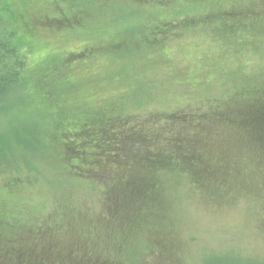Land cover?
<instances>
[{"label": "rangeland", "instance_id": "374dc122", "mask_svg": "<svg viewBox=\"0 0 264 264\" xmlns=\"http://www.w3.org/2000/svg\"><path fill=\"white\" fill-rule=\"evenodd\" d=\"M100 1L7 0L29 59L24 90H14L9 103L0 105L1 156L6 142L12 151L9 158L14 157L6 171V158L0 163V253L16 250L6 243L13 237L22 249L54 247L66 257L74 250L71 240L77 231L82 233L91 222L94 238L100 233L104 241L98 239L88 253L102 259V248L111 249L113 264H202L204 255L225 251L264 259V234L250 199L238 196L216 206L184 177H162L155 198L129 213L134 223L117 242L109 235V221H102V201L109 211L103 191L94 181L74 178L68 171L72 164L81 170L91 165L89 156L76 161L77 146L68 144L81 139L90 149L102 125L111 122L118 126L113 135L117 147L106 151L115 150L123 159L128 154V163L122 164H132L137 172L148 170L141 157L171 151L167 137L175 134L177 115L224 93L229 78L264 71V49L239 56L237 64L233 59L240 54L211 53L209 66L203 68L198 57L202 51L212 44L229 50L233 43L211 40L202 31L175 44L167 39L163 54L153 50L162 47L157 42L147 49L155 25L149 21L160 23L176 12L153 6L131 10V0ZM133 15L141 17L132 20ZM182 74L183 82L175 80ZM59 145L63 150L68 145L66 164L59 159ZM96 154L93 160L101 164L105 154ZM114 156L105 155L110 165H100L104 174L123 170L111 165ZM137 179L146 183L143 174ZM115 208L120 212V204ZM45 223L53 226L43 230L40 225ZM49 234L52 242L44 238ZM136 251L141 258L134 257Z\"/></svg>", "mask_w": 264, "mask_h": 264}, {"label": "trees", "instance_id": "16d2710c", "mask_svg": "<svg viewBox=\"0 0 264 264\" xmlns=\"http://www.w3.org/2000/svg\"><path fill=\"white\" fill-rule=\"evenodd\" d=\"M131 1L129 3L131 10L142 11L146 6H153L163 11L173 10L176 12V15L171 19L163 20L160 23L149 21L155 25L152 26L151 40L148 41L145 48L153 49L150 45L157 42L162 44V47L153 50H161L158 52L160 54H163L167 39H174L172 43L175 44L177 39L199 31H202L211 40L233 43L229 50L223 46L212 44L211 49L202 51L198 57L202 65H205L203 68L209 66L212 60V57L209 56L211 53L222 54L231 51L240 54L233 59L237 64L240 60L239 56L255 54L258 49H264V0ZM140 17L133 15L132 20H138ZM151 17L152 15L148 18ZM13 22L14 16L9 3L7 0H0V105L5 106L9 103L6 102L14 90H24L28 71L29 49L20 39L15 22ZM163 57L168 56L164 55ZM169 57L173 58V56ZM236 59L238 61H235ZM183 76V74L177 76L175 80L183 82L180 78ZM227 83H229L227 90L219 94L218 97L201 100L195 111L186 114L184 112L176 116L175 134L171 137L172 139L167 137L171 151H154L151 155L144 154L141 157V162L148 164V170L141 169L142 172L141 170L137 172L132 164L129 166L122 164L128 163L125 161L128 154L123 159L120 156L121 153L115 150L106 151L117 147L113 135H117L118 126L113 122L102 125L99 136L93 140L90 149L85 147L86 141L81 139L68 144L75 143L77 146L73 150L75 156H78L76 161L83 160L84 156H89L90 160H87L91 163L89 169L81 170L73 164L69 165L67 169L74 173V178L94 181L98 184L100 193L103 191V200L108 202L109 211L104 209V201H102L104 217L102 221L105 225L109 221V225L113 229L111 232L117 233V235H113L109 232L113 240L116 237L117 242L121 241L124 229L128 228L130 223H134L130 219L129 213L133 209L137 211L146 204L145 202L155 198V192L157 194L159 191V182H162V177L173 179L177 176L184 177L200 197H205L216 206L238 196H243L248 201L252 200L258 224L264 234V71L259 74L248 71L247 74L243 73L236 79L229 78ZM198 108L199 110H197ZM64 115L61 114L59 119H62L61 117ZM2 121L0 119V125ZM74 129L73 131L76 132V127ZM86 132H88L87 129ZM67 146L63 147L64 150L60 146L63 152L60 150L58 153L63 164H66L65 160H67ZM111 146L112 148H110ZM11 153L9 144L5 142L4 157L1 156L0 147V163L4 158L7 160L4 161L6 163V167H3L5 171L13 166L14 157L9 158ZM108 153L112 156L117 154L112 158L114 161H111L113 162L111 165L117 163L123 170L111 171L112 173L109 175L103 173L100 165H107V167L110 165L105 157ZM93 154H105L101 155V164L93 160ZM118 155L119 158L116 159ZM10 159L12 160L10 161ZM25 163L35 166L29 162ZM0 171L2 170L0 169ZM141 174L146 178L144 185L137 183L140 182L137 178ZM98 175L101 176L98 178ZM130 198L134 201H129ZM118 204L121 209L120 212L115 213V207ZM118 215L119 217H117ZM8 220L13 226L11 219L8 218ZM92 224L89 222L82 233L77 231L75 240H71L74 250L66 257L63 250H57L54 247L39 248V250L35 248L22 249L17 246L16 242H12L13 237H11L6 243L16 247V250L5 248L9 251L0 253V264H15V262L17 264H113L114 256L109 253L111 249L102 248V259L88 253V251H92L89 247L96 248L95 242L98 239L103 240L100 233L94 238ZM40 226L45 230L53 225L48 226L45 223ZM118 232L121 233L118 235ZM15 235L17 234L12 236ZM44 238L52 242L50 234ZM76 247L81 251L76 250ZM98 254L101 255L100 252ZM133 255L136 258H141V253L138 251ZM201 262L202 264H264V259L225 251L204 255ZM131 263L142 264L140 261L133 260Z\"/></svg>", "mask_w": 264, "mask_h": 264}]
</instances>
